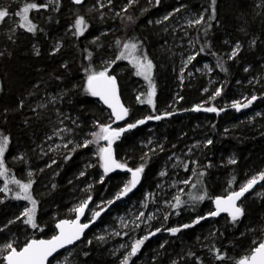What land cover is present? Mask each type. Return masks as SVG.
Instances as JSON below:
<instances>
[{"label":"trees","instance_id":"obj_1","mask_svg":"<svg viewBox=\"0 0 264 264\" xmlns=\"http://www.w3.org/2000/svg\"><path fill=\"white\" fill-rule=\"evenodd\" d=\"M32 2L42 4L41 0H25V4ZM92 2L85 0L81 5H74L70 0H55L46 9L30 10V20L36 25L34 33L19 27L14 37L8 40L0 29V49L8 51V55L0 57V133L9 137L4 159L18 149L31 154L34 146L57 127L55 109L58 115L68 113L71 120L66 124L76 138V145L64 149L54 163L48 165L46 160L31 163L35 172L30 179L33 182L30 191L37 201L38 228L15 221V211L8 203L16 202L12 198L16 189L9 184L12 192L7 194L5 201H0V227L7 232V235L0 232V240L12 235L16 239L15 247L19 249L31 239H26L27 235L51 237L57 221L74 218L69 212L73 198L91 197L92 203H109L116 199L114 194L123 185L127 174L104 172L102 181H99V170L96 166L89 168L87 164L93 160L91 154H96L100 163L98 150L103 140L79 147L84 143L81 137L92 140L90 133L99 131L98 125L125 126L145 119V114L170 113L160 120H147L123 134L114 144L113 156L131 168L144 165L140 184L126 200L138 197L144 190H154L155 180L171 152L190 143L191 138L202 140L197 166H184V176L189 178V183L185 187L188 188L178 195L182 203L174 207V198L169 206L178 220L174 222L167 218L162 221V229L191 226L166 239L148 233L142 235L139 231L135 242L145 236L148 239L136 255L129 256L135 244L133 241L118 264H123L125 258H128V264H237L264 237V188L260 197L250 193L242 199L244 214L236 222L227 215L200 220L199 223L194 221L206 215L209 204L222 196L225 187L237 190L246 177L264 172V117L248 119L244 112L238 113L230 105L231 101L242 97L247 100L251 96H256L258 103L264 102V0H216L214 19H209L210 0H161L157 7H148L141 13L134 8L127 9L131 20L124 18L125 13L120 11L112 19L102 21H96L90 15L84 16L87 29L83 35H76L68 28L74 25L80 10ZM113 5L120 10L117 0ZM177 5L204 18L201 24L192 25L188 31L196 48L195 60L207 61L220 82L221 95L206 102V106L224 109L219 114L192 110L205 98L201 95L205 87L204 78H188L179 84L175 71H172L174 60L171 52L164 44L167 37L159 33V28L147 23L155 11L172 10ZM16 8V3L7 5L9 16ZM5 24L4 20L0 26ZM99 31L103 33L99 34ZM94 37L99 40L92 42ZM50 41H58L59 51L49 52ZM117 41H120L119 45ZM34 42L37 49L31 47ZM126 42L137 43L153 63L154 108L131 100L127 103L129 114L124 121L107 122L104 117L111 118L110 112L85 91L88 75L85 69L97 72L107 69L108 75L116 78L125 103V92L139 78L129 59H116ZM236 44L241 46L239 54L229 59ZM105 57L113 59L111 67L101 64ZM140 78L145 80L143 76ZM145 89L140 96L142 100L147 99L149 84ZM177 92L178 96L173 97ZM50 93L57 95L56 107L43 106L45 95ZM149 140L151 145L146 147L143 143ZM209 140L211 144L207 143ZM230 154L234 155L236 163L225 162V157ZM11 171L16 175L20 173L18 167L11 168ZM196 195H204L205 199L193 201L191 197ZM121 202L109 210L119 208ZM195 216L197 219H192ZM107 217L106 211L84 239L71 248L73 254L65 264H117L116 259L121 255L114 254L110 245L115 244L116 239L110 237L111 242L108 243L105 239L91 237L94 229ZM144 218L142 216L141 220ZM119 232L118 239L123 238L122 234L126 238L129 235L123 230ZM62 253L49 264H55ZM218 254L224 259H217ZM2 262L3 257L0 264Z\"/></svg>","mask_w":264,"mask_h":264},{"label":"rangeland","instance_id":"obj_2","mask_svg":"<svg viewBox=\"0 0 264 264\" xmlns=\"http://www.w3.org/2000/svg\"><path fill=\"white\" fill-rule=\"evenodd\" d=\"M160 1L161 0H159V3ZM12 3L13 4L16 3L18 5V8L14 9L12 16L10 15L5 18L6 24L0 26V29L2 30V34L5 35L8 40L14 37V33L18 30L20 24L22 23L20 17L16 16L15 13L20 11L24 7L25 0H0V9L7 8V5ZM41 3L49 5L55 3V0H41ZM113 3L114 0H111V2H109V0H93L91 4L85 5L80 10L79 17L84 18V16L90 15L96 21H102L104 19H112V17L117 15L120 11L121 13H125L123 14L125 16L124 18L128 19V17L132 18V16L130 15L129 12H126L124 9L134 8L138 13H141L144 10H146V8L148 7L153 8V7H157L158 5L156 0H135V2L131 4H130V0H117V5L120 8L119 10L118 8L114 7ZM177 9H179V11H177ZM165 16L168 17L167 20L164 19ZM200 16H201L200 14L194 13L182 5H177L172 10L162 9L158 12L155 11L149 16L150 18H148L147 23L150 26H155L156 28H159L158 30L159 33L163 35L164 38L167 37L164 41L165 42L164 44L165 45L167 44L168 51L171 52L170 56L174 60L172 71H175V75L177 78L176 81L179 84L182 85L188 78H196V77L204 78L205 87L201 91V95H203L205 98L202 102H199L197 105H201L202 107L207 108V107H213L209 105L206 106V102L213 100L212 96L214 95L215 91L218 88L220 89L221 85L220 82H218L217 78L215 77L214 73L212 72V68L207 61L205 60L198 61L193 59L190 63H188V58L190 56H194L196 58V48L194 45V41L191 33L188 31L192 26V24H190L189 21L198 19ZM68 29L71 32L72 31L75 32V28L73 26L71 28L69 27ZM100 33L102 34L103 32L99 31V34ZM98 40H99L98 37L97 38L94 37L91 39L92 42H97ZM59 45L60 44L58 43V41L55 42L50 41L48 44L49 52L51 53L55 51L57 49V46ZM31 47L33 49H37L38 46L34 42L31 44ZM122 50H123V46H122ZM7 52L8 51L5 48H1L0 57L3 55H8ZM141 53L146 54V51L140 49V51H138L136 55H141ZM101 64H105L111 67L114 64V61L112 58L108 59L107 57H105L101 59ZM147 84L149 83L148 82L146 83L145 80H142L140 76L139 78L137 77L133 85H131L128 88L127 92H125L124 94L126 96V100H125L126 104L124 103L125 106H127V103L130 102L131 100L134 101V103H137L138 101L137 96H141V94L145 92L146 90L145 85ZM205 89H207V91H205ZM177 96H178V92L173 95V97H177ZM244 100L246 102L249 99L246 100L244 99V97H242L240 99L231 101L230 105H232L235 102H239L243 104ZM57 101H58L57 95L50 93L45 95V99H43L42 102H43V106L47 105V107H56ZM197 105H194L193 108ZM242 112H244V117H247L248 119L264 117V102H260V103L255 102L254 104L245 108ZM55 113L57 116V122H56L57 127L54 128L47 136H45L40 143L34 146L33 150L31 151V154H27L25 149H18L12 152V154L9 155L8 159L6 160L4 159L5 167L8 169V177H10L7 179L15 178L23 183L29 181L35 172V168L31 167L32 165L31 163L36 164L37 162L40 163L46 160L49 162L48 165H50L54 163L58 159V157H60V153L64 149L69 148L70 146L73 147L74 144L76 145V138L74 136V131L71 130L66 124V122L71 120L68 113H66L65 115H60V114L58 115V111L56 109H55ZM145 116L148 117L146 114ZM104 119L107 122H110L111 120H113V117L112 116L111 118L104 117ZM122 126L124 125H119L115 127L112 126V128H120ZM81 140L85 142L86 137L82 136ZM190 140H191L190 143L180 147L179 150L171 152L170 155L167 157L166 161L164 162L161 168V171L159 172L158 177L155 180V188L153 191L150 192L148 191V189L144 190L142 194L138 195V197L126 199L123 202H121L119 208L115 210L114 209L107 210L108 217L106 218V220L102 224H100V226L94 229V231L91 233V237L100 240L105 239L107 240L108 243L111 242L110 237L116 239L115 241L117 242H115V244L110 243V245L112 246V250L114 254L119 253L121 255V257H118L116 259L117 264L121 262V258H123L124 255L127 253L126 250L130 249V246L134 244L135 240L138 237L139 231H141L142 235L145 233L148 234L155 233L154 236L159 235L160 239H166L168 236H176L182 229L185 228L183 226L176 227L179 228L180 231L173 234L171 231H169L170 229L173 228L162 229L163 226L162 221L165 219V217L169 219H173L174 222L178 220V216L176 215V213L171 212L169 206L172 200L176 196H178L188 188V187L185 188L187 184L183 183V181L185 180L189 181V178H185L184 176V169L186 168V164H191V166L195 168L198 164L197 156H199V154L202 153L200 148L202 140L197 138H193V139L191 138ZM69 141H71V143H68ZM65 144H67V147H65ZM143 144L146 147H149L151 145V141L149 140L148 143H143ZM106 145H107L106 141H102V147H105ZM91 155L93 160L89 161L87 165L89 168L96 166V169L99 170L100 173L99 181H102L103 179L102 173H104L102 167V161L100 160L99 163V159H96V154H91ZM31 158H33L34 160L32 161ZM233 159H234V155L230 154L227 155L224 160L225 162L230 163L229 161ZM13 167L19 168L20 171L19 175H16L13 171H11V168ZM10 172H12L13 174L10 175ZM29 173H31V176H29ZM161 173L164 174L161 175ZM258 174L259 173H254L249 175L242 182L239 183L237 188L239 189L251 177L256 176ZM0 178L2 179V181L0 180V187H3L4 184L3 178L5 179V177H0ZM129 181H130V176L127 174L125 175L123 185L115 192L114 194L115 197H117V195L124 189L125 185H127ZM10 185H13L14 189H16L13 190L12 193V198H14L15 193L19 191V189L13 183H10ZM263 188H264V181H260L258 185L253 189L251 194L254 197H260L262 195ZM232 191L234 190L225 187L223 189L222 196L228 195ZM6 199H7V195L5 193L0 192V201H5ZM85 200H87L86 197L73 198L69 212L73 213V216H75L76 212L72 211V209L79 206ZM106 204L107 202L104 201H98L92 203V205L90 206L87 212L86 219L87 220L92 219L93 217L92 213L98 212ZM8 205H10L11 208L15 211L16 214L15 221H19L20 224H24L23 220L26 219V217H22L21 214L24 212L25 208L31 207V203L26 200L16 199L15 203L13 204L8 203ZM209 206H210V208L208 209L209 211L208 210H207L208 212L205 211V214L209 213L213 209V201L209 204ZM240 206L242 207L241 204ZM141 213H143V215H141ZM142 216L145 217L143 221L141 220ZM17 217H20V219H17ZM149 217L151 218L149 219ZM197 217L198 216L192 217V219H197ZM53 229L55 233V226L53 227ZM157 229H159V231H157ZM5 230L6 229L2 231V228L0 227V232L3 233V235H7V232H5ZM120 230H123L124 232L128 233L129 234L127 235L128 237L126 238L125 237L126 235L122 234L123 238L118 239L117 236L118 233H120L119 232ZM6 238L7 239L0 240V249H2L3 245H5L6 243H13V246L15 247L16 239L14 238V236L10 235ZM29 238L33 239L36 237L27 235L26 239ZM128 243H130V245H128ZM3 254H6V252L0 251V258L3 257ZM72 254H73V250L71 248L66 249L60 255V257L55 262V264H65L72 256ZM3 262L1 264H3Z\"/></svg>","mask_w":264,"mask_h":264},{"label":"snow or ice","instance_id":"obj_3","mask_svg":"<svg viewBox=\"0 0 264 264\" xmlns=\"http://www.w3.org/2000/svg\"><path fill=\"white\" fill-rule=\"evenodd\" d=\"M76 4L83 3V0H73ZM111 2V0H109ZM135 0H130V4L134 3ZM159 3V0H156ZM215 5L216 0H210V8H211V16L209 19L215 18ZM48 4H37V3H27L24 7L15 13L16 16H19L22 23L20 27L26 28V30L30 33H34L36 31V25L32 23L29 19L30 10L39 11L41 8L46 9ZM127 11V9H124ZM179 11V9H177ZM9 16V11L6 8L0 9V22L4 21L6 17ZM131 20V17H128ZM165 20L168 19L167 16L164 17ZM203 16L195 19L193 21H189L192 25H199L203 22ZM75 28L76 35H83V33L87 29V23L83 17H78L73 25ZM117 44H120V41H117ZM240 45L236 44L229 55V59L235 58L240 51ZM57 51H59V46H57ZM140 51V46L135 42H126L123 44V50L120 52L119 56L116 59H129L130 62L136 69L137 76H143V78L149 83V91L147 93V99L142 100L140 96H137V100L140 103H147L152 105L154 108V96H155V84L152 81V70L153 63L148 58L147 54L141 53V55H136V53ZM200 51H203L201 48ZM39 51L37 50V55ZM194 56H190L188 58V63H190ZM222 68V65H218ZM207 67V66H206ZM225 70L226 69H223ZM248 69L246 68L245 71ZM88 73L86 80V88L85 91L93 97H99L104 104H106L111 109L112 116L115 117L116 121L124 120L125 117L129 114V109L125 107L121 101L118 94L116 78L114 76L108 75L107 69L103 71H93L91 69H85ZM207 91V89H205ZM221 89H217L212 96V99L221 95ZM256 96H252L247 103L241 104L239 102H235L231 105V107L235 108L237 111L241 109V107L247 108L254 100H256ZM193 111H206V112H215L219 114V111L215 107H207L203 108L201 105L195 106ZM165 115H170V113H165ZM163 117L161 115L148 116L145 119H141L136 121L135 123H129L124 128H112L111 124L107 125H98L99 131L91 133L93 139L86 140L79 147H87L92 143H99V141L103 140L107 142L105 147L99 148V157L102 161V167L104 169L105 174L113 171L114 169H123L126 167L125 164L119 163L113 156L112 144L118 140L122 133L136 128L138 125L145 124L147 120H160ZM70 131V130H69ZM68 143H71L69 141ZM208 144H211L212 141H207ZM9 137L0 133V177H5V182L3 187H0V192L5 193L6 195L12 192V189L9 188V184H15L19 191L15 193L14 198L17 200H26L31 203L30 208H25L24 212L21 214L22 217H26L23 220V223L30 225L33 229L38 228V224L36 223V211H37V201L33 198L31 194L32 181L30 180L27 183H22L20 180L15 178L7 179L8 177V169L5 167L4 163V154L8 148ZM67 147V144H65ZM75 149H73L74 151ZM230 163H236L235 160H230ZM131 173V180L125 185L124 189L117 195V199L121 196L126 195L130 192L140 180V175L144 171V165L137 167L136 169H127ZM164 173H161L163 175ZM83 175V173H81ZM203 175V173H201ZM31 176V173H29ZM264 181V172H260L258 175L251 177L245 184H243L238 191H233L228 194L226 197H216L215 198V211L208 213V216H218L220 213H228L233 222H236L241 216H243L244 211L241 206L237 204V201L240 200L241 197L245 195V193L249 192L258 182ZM183 183L188 184L189 181L185 180ZM195 187V185H192ZM191 199L193 201H203L205 199L204 195H196L192 196ZM91 200V197H88L87 200L83 201L79 206L72 209V211L77 213L75 220H62L56 224V228L59 229V234L53 236L51 239H32L27 242L24 247L17 249V247L13 246V243H6L3 245L0 251L6 252V255L3 256V261L5 264H49V257L53 255L58 249L63 248L65 245L73 244L75 241L79 240L84 230L89 227V224L80 223V217L84 215L85 209L88 207V203ZM176 204L174 207H179L182 203L179 196L175 197ZM112 203V201H109ZM93 219L100 215V212H93ZM143 215V213H141ZM151 217H149L150 219ZM206 217H199L194 223H199L200 220L205 219ZM20 219V217H17ZM167 219V217H165ZM191 225H184L183 227L187 228ZM159 231V229H157ZM173 234L180 231L179 228L170 229ZM155 233H152L154 235ZM102 239V237H101ZM148 237L145 236L141 240H137L135 244L132 246L131 252L129 256L136 255L137 251L140 249L141 245L147 240ZM217 259H224L222 255H217ZM123 264H128V258H125ZM238 264H264V242H260L258 246H256L249 256L242 258Z\"/></svg>","mask_w":264,"mask_h":264},{"label":"water","instance_id":"obj_4","mask_svg":"<svg viewBox=\"0 0 264 264\" xmlns=\"http://www.w3.org/2000/svg\"><path fill=\"white\" fill-rule=\"evenodd\" d=\"M74 5H81V4H83L84 2H85V0H83V3H81V4H76V3H74L73 2V0H70ZM116 83H117V89H118V94H119V97H120V101H121V103L124 105V103H123V101H122V98H121V94H120V89H119V85H118V82H117V80H116ZM98 100H99V102L101 103V105L102 106H104L109 112H110V114H111V109L106 105V104H104L103 103V101H101L100 99H99V97H96ZM262 98H264V95L262 96ZM251 99V98H250ZM249 99V100H250ZM257 100V99H256ZM256 100H254L250 105H252V104H254L255 102H256ZM248 102V100L246 101V102H244L243 104H245V103H247ZM249 105V106H250ZM125 106V105H124ZM126 107V106H125ZM203 108H205V107H203ZM233 108V107H232ZM235 109V108H234ZM245 108L244 107H241V109L239 110V111H237L236 109V111L238 112V113H241L243 110H244ZM201 111H203V110H201ZM222 111H224V109H222ZM222 111H219V112H222ZM204 112H206V111H204ZM211 113V112H210ZM215 113V112H214ZM111 116H112V114H111ZM162 117H164V116H167V115H161ZM113 117V120H114V123H120V122H122V121H124L125 119H126V117H125V119L124 120H120V121H116L115 120V117L114 116H112ZM153 120V119H152ZM127 125H125V126H122V127H120V128H124V127H126ZM131 130V129H130ZM129 131V130H128ZM128 131H126V132H128ZM126 132H124V133H122L121 134V136H120V138L122 137V135L123 134H125ZM107 143V142H106ZM113 148H114V143L112 144V150H113ZM128 168H131V167H129V166H126L125 168H123V169H114L113 171H111V172H108V174H111V173H114V172H120V173H126V174H128L129 176H130V180H131V173L127 170ZM131 169H136V168H131ZM103 171H104V169H103ZM141 179H142V175H140V180H139V183L130 191V192H128L126 195H124V196H121L119 199H114L113 201H112V203H107L101 210H99L98 212H100V215L98 216V217H96L95 219H93V217H92V219H90V220H87L86 219V217H87V212H88V210H89V208H90V206H91V204H92V199L89 201V203H88V207L85 209V212H84V215L83 216H81L80 217V223L81 224H84V223H87V224H89V227L88 228H86L85 230H84V232H83V234L81 235V237H80V239L79 240H77V241H75L73 244H69V245H65L63 248H60V249H58L55 253H53V255L52 256H50L49 257V263H50V261L56 256V255H58L59 253H61V252H63V251H65L66 249H69V248H72V247H74L76 244H78V243H80L83 239H84V237H85V235H86V233L94 226V224L98 221V219L107 211V210H109L115 203H118V202H121L122 200H124L129 194H131V193H133L136 189H137V187H138V185L140 184V182H141ZM259 183V182H258ZM258 183L249 191V192H247V193H245V195L243 196V197H241L240 198V200L239 201H237V204L240 206V204H241V201H242V199L245 197V196H247V195H249L252 191H253V189L258 185ZM239 189H237V190H234V191H238ZM233 192V191H232ZM231 193V192H230ZM229 193V194H230ZM227 195H225V196H218V197H226ZM214 201H215V198L213 199V210L211 211V212H213V211H215V208H216V206H215V203H214ZM222 215H227V216H229L228 215V213H224V212H222V213H220V215H218V216H215V217H212V216H208V214H206V215H204L203 217H206L205 219H213V218H217V217H219V216H222ZM76 216H77V213L75 214V216H74V218L73 219H61V220H59V221H57L56 222V224L57 223H59L60 221H62V220H75L76 219ZM230 217V216H229ZM202 220H204V219H202ZM56 224H55V233H54V235H52L51 237H49V238H33V239H37V240H40V239H44V240H48V239H51L53 236H55V235H58L59 234V229H57L56 228ZM30 240H32V239H30ZM29 240V241H30ZM28 241V242H29ZM261 242H264V237H263V239H262V241ZM24 247V246H23ZM251 254V253H250ZM249 254V255H250ZM248 255V256H249ZM244 258V257H243ZM242 259V258H241ZM240 259V260H241ZM239 260V261H240ZM238 261V262H239ZM3 264H5V262H3ZM238 264V263H237Z\"/></svg>","mask_w":264,"mask_h":264}]
</instances>
